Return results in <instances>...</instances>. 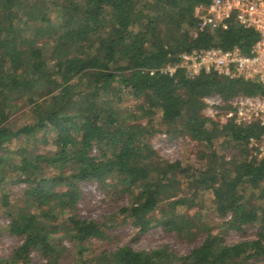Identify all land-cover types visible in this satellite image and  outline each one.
Here are the masks:
<instances>
[{"label":"trees","instance_id":"obj_1","mask_svg":"<svg viewBox=\"0 0 264 264\" xmlns=\"http://www.w3.org/2000/svg\"><path fill=\"white\" fill-rule=\"evenodd\" d=\"M210 1L0 0V211L9 219L0 227L22 240L0 264H33V252L40 264L264 261V153L257 152L264 128L220 124L204 113L208 95L227 106L264 86L215 71L191 77L181 67L173 75L162 70L192 49L247 51L257 40L254 29L233 20L226 30L194 35L199 6ZM160 130L198 141L204 161L163 159L151 143ZM222 144L237 152L220 154ZM111 181L131 193L119 213L138 233L160 225L191 236L189 211L198 208L202 223L212 211L221 227L255 226L258 237L226 243L210 226L186 255L125 244L87 257L89 243L110 239L113 226L76 213L82 185ZM207 191L211 198L198 204ZM64 239L75 249L69 263Z\"/></svg>","mask_w":264,"mask_h":264},{"label":"rangeland","instance_id":"obj_2","mask_svg":"<svg viewBox=\"0 0 264 264\" xmlns=\"http://www.w3.org/2000/svg\"><path fill=\"white\" fill-rule=\"evenodd\" d=\"M129 103H131V100H129ZM22 142L24 140L14 142L12 146L17 147ZM151 143L159 155L170 162L182 161L186 165L198 167L204 161L200 159L203 150L202 145L198 141L191 139L188 135L180 133L172 136L171 133L160 130L152 136ZM40 145L41 143L37 144V147H40ZM31 147L33 146L31 145ZM41 148L43 147L41 146ZM218 148L220 154L226 157H232L237 152L234 147L228 146V144L218 145ZM120 187L112 185V181L106 186L96 183H85L82 185L84 197L79 201L76 213L85 218H94L99 221L106 220L108 224L113 226L109 229L112 235L110 239H93L89 243L91 248L86 254L87 257L93 255L92 251L114 250L125 244H129L136 250H150L168 246L175 254L186 255L201 244L208 233L207 228L210 226L212 227L211 232L218 233L226 243H237L258 237L259 229L255 226H247L240 231L221 227L219 223L223 219L217 217L212 211L205 215L207 222L202 223L201 216L198 214V208L189 211L190 215L193 216V233L191 236L182 237L175 230H165L160 225H155L146 233H138L137 227L132 223H126L129 220L124 221V216L119 213L120 209L128 205L132 200L131 193L122 192ZM13 188L14 191H19L21 187L13 186ZM203 194V197L198 198V204H204V199H210L212 195L211 191ZM17 197H19V192L15 196L12 195V200L14 201ZM8 222L9 219L4 217L0 211V226ZM57 236L62 237L63 232H59ZM21 242L20 237L9 234L0 227V259L11 257ZM63 243L67 245L70 254L65 259V262H72L75 255L73 242L69 241V239H64ZM31 256L33 264L43 262L38 252H33ZM90 264L94 263L90 261ZM257 264H264V261H258Z\"/></svg>","mask_w":264,"mask_h":264},{"label":"built area","instance_id":"obj_3","mask_svg":"<svg viewBox=\"0 0 264 264\" xmlns=\"http://www.w3.org/2000/svg\"><path fill=\"white\" fill-rule=\"evenodd\" d=\"M231 20L258 33L257 40L247 51L239 46L192 49L182 53L178 62H171L162 70L173 75L181 67L191 77L203 71H215L227 78L257 80L264 86V0H211L202 4L192 33L214 34L228 29ZM204 101L205 116L220 124L233 120L239 125L258 124L264 128V92L238 94L228 101L227 106L219 94L208 95ZM257 152L260 156L264 153V134Z\"/></svg>","mask_w":264,"mask_h":264}]
</instances>
